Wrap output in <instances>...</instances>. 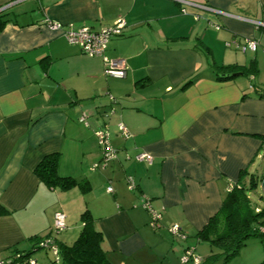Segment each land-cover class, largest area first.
Masks as SVG:
<instances>
[{
    "label": "crops",
    "instance_id": "obj_1",
    "mask_svg": "<svg viewBox=\"0 0 264 264\" xmlns=\"http://www.w3.org/2000/svg\"><path fill=\"white\" fill-rule=\"evenodd\" d=\"M184 1L185 12L180 0H0L11 18L0 29V260L19 251L49 264L48 252L35 245L54 213L66 216L55 242L69 245L88 210L110 264H187L185 248L195 251L202 241L196 233L228 184L258 178L264 0ZM117 18L126 28L108 41L105 55L123 59L124 78L104 75L101 57L87 56L63 35L83 26L99 30ZM54 22L61 28L48 26ZM247 38L257 39L256 50L236 47ZM252 62L254 77L240 74L247 83L217 75ZM119 123L129 137L118 132ZM100 127L116 157L92 169ZM141 151L151 163L135 158ZM51 153L59 154L58 174L79 185L64 190L40 182L34 168ZM142 197L159 213L158 226L149 225ZM172 224L185 239L171 235Z\"/></svg>",
    "mask_w": 264,
    "mask_h": 264
},
{
    "label": "trees",
    "instance_id": "obj_2",
    "mask_svg": "<svg viewBox=\"0 0 264 264\" xmlns=\"http://www.w3.org/2000/svg\"><path fill=\"white\" fill-rule=\"evenodd\" d=\"M8 15V12L0 11V29L11 21ZM219 68H227V66ZM256 72L257 69L252 62L241 73L250 74V77L253 78ZM231 74L220 75L217 73L221 78L232 77L233 75ZM260 95L264 96V93ZM262 140H264V136H262ZM58 160L59 154L51 153L44 156L37 163L34 173L40 182L48 187H59L64 190L79 185L74 178L58 174ZM262 177L264 176L260 174L257 179L251 178L248 181V186L240 181L231 183L232 187L227 191L218 210L208 219L202 229L196 233V237L202 241H206L210 248L209 255L205 259L201 258L199 264H215L217 256L220 255L226 261L240 252L249 237H264V208L252 207L246 194L247 188L256 187L261 182ZM80 219L82 227L78 236L71 244L55 242L58 248V257L57 259L54 258L53 262L55 264H110L105 251L101 247L103 240L102 233L95 227L94 219L89 211L84 210L80 215ZM51 235L49 231L44 237ZM56 235H52L53 239ZM41 238H38L36 241L35 246L37 248V242ZM18 253L21 256H27L26 253L15 251L4 259ZM261 264H264V261Z\"/></svg>",
    "mask_w": 264,
    "mask_h": 264
},
{
    "label": "built area",
    "instance_id": "obj_3",
    "mask_svg": "<svg viewBox=\"0 0 264 264\" xmlns=\"http://www.w3.org/2000/svg\"><path fill=\"white\" fill-rule=\"evenodd\" d=\"M183 7L182 12H185L187 1L180 0ZM255 26H259L260 22L253 21ZM48 26L52 29H59L61 25L59 23H48ZM126 28V22L123 18H117L111 25L102 27L99 30H92L87 26L80 27L78 29H65L63 30V35L68 43L76 44L80 47L81 51L87 56L94 57L98 56L102 58L103 61V73L108 77L114 78H124L126 76V66L123 59L119 58H109L105 55V50L108 41L115 36H120L124 29ZM236 47L244 52L246 50L254 51L257 47V39L247 38L243 44L236 43ZM85 114H82L80 121H85ZM118 132L125 138L130 136L127 127L123 123L118 124ZM94 135L97 140L98 147L100 149V159L97 163H94L91 168H104L107 164L114 160L116 157V150L110 143L109 133L105 128H98L94 131ZM135 158L137 160H144L147 163H151L153 160L152 156L148 152L141 151L136 154ZM126 184L130 190L136 188L132 177H126ZM232 184L229 183L227 186V191L230 190ZM107 192H113L111 186L106 187ZM141 205L149 214V225L151 227L158 226L159 213H157L150 205V201L146 197H142ZM66 216L62 211H56L53 215V222L50 229L52 235L60 233L66 228L65 222ZM169 232L176 239H185V233L180 229L178 224H172L169 228ZM48 236L38 240L37 246L41 249H48L51 251L55 259L58 257V248L53 239V237ZM182 263L192 262L193 264H199L201 258L195 255L193 247H187L181 257ZM0 264H38L35 259L30 256H21L19 253L14 254L7 259L0 260Z\"/></svg>",
    "mask_w": 264,
    "mask_h": 264
},
{
    "label": "rangeland",
    "instance_id": "obj_4",
    "mask_svg": "<svg viewBox=\"0 0 264 264\" xmlns=\"http://www.w3.org/2000/svg\"><path fill=\"white\" fill-rule=\"evenodd\" d=\"M239 80L246 81V75L238 76ZM260 157L255 159V163L257 164H264V147H262L259 151ZM259 174H264V169L260 171ZM247 184V183H246ZM261 183L257 184L254 188H247L246 194L250 201V204L253 206H257L259 208H264V190L260 185ZM249 184H247L248 186ZM192 239V237H191ZM196 245L195 254L197 256H208L210 253L209 244L204 241H200ZM43 249H39L42 251ZM48 252V263L55 264L53 261L54 257L50 250H44ZM264 261V237L259 236H251L246 240V244L241 248L240 252L227 259L226 261L223 260L222 256H217L215 264H261ZM187 264H193L192 262H188Z\"/></svg>",
    "mask_w": 264,
    "mask_h": 264
},
{
    "label": "water",
    "instance_id": "obj_5",
    "mask_svg": "<svg viewBox=\"0 0 264 264\" xmlns=\"http://www.w3.org/2000/svg\"><path fill=\"white\" fill-rule=\"evenodd\" d=\"M240 74H242V73L241 72H234L231 75L235 76V75H240ZM262 176H264V174H262ZM260 183H261L260 185L262 187V190H264V177H262V180Z\"/></svg>",
    "mask_w": 264,
    "mask_h": 264
}]
</instances>
